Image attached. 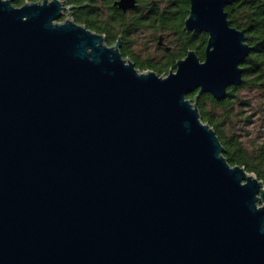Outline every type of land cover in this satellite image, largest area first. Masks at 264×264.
I'll return each instance as SVG.
<instances>
[{"label":"water","instance_id":"obj_1","mask_svg":"<svg viewBox=\"0 0 264 264\" xmlns=\"http://www.w3.org/2000/svg\"><path fill=\"white\" fill-rule=\"evenodd\" d=\"M233 1L189 0L203 59L158 74L68 0H0V264H264V183L196 103L242 83Z\"/></svg>","mask_w":264,"mask_h":264},{"label":"trees","instance_id":"obj_2","mask_svg":"<svg viewBox=\"0 0 264 264\" xmlns=\"http://www.w3.org/2000/svg\"><path fill=\"white\" fill-rule=\"evenodd\" d=\"M25 1L36 0H13V4L21 5ZM137 1L139 11L125 12L113 5L114 0H68V3L73 5L70 13L74 21L104 34L107 43L111 44L121 34L127 42L121 47L122 55L128 56L140 70L167 73L189 49H195L198 57L203 58L207 35L203 32L186 33L182 29L188 0H175L176 5L163 11L157 9L152 0ZM225 11L232 26L245 29L247 42L252 47L242 65L243 80L240 85L228 88L227 95L221 100L205 92L198 96L196 103L202 120L213 127L222 143L228 162L243 165L264 183V141L259 145H246L235 124L237 118L247 120L242 115V108L251 104L247 99L240 98L238 93L241 88L259 89L260 101L256 108L260 119L264 120V0H235L225 7ZM140 31H151L154 38L159 33L164 34L172 48L159 51V56H137L130 45L133 43L132 36ZM195 94L196 91L191 92L187 97L193 98Z\"/></svg>","mask_w":264,"mask_h":264},{"label":"rangeland","instance_id":"obj_3","mask_svg":"<svg viewBox=\"0 0 264 264\" xmlns=\"http://www.w3.org/2000/svg\"><path fill=\"white\" fill-rule=\"evenodd\" d=\"M152 32L140 31L132 36L133 43L130 46L132 52L137 56L157 55L161 53L156 49L152 40ZM240 98L247 99L251 104L244 106L242 115L247 120L237 118L235 121L238 127L237 132L241 135L243 142L248 146L259 145L264 141V120L260 119V113L257 112V103L260 101V91L255 88H241L239 90Z\"/></svg>","mask_w":264,"mask_h":264},{"label":"flooded vegetation","instance_id":"obj_4","mask_svg":"<svg viewBox=\"0 0 264 264\" xmlns=\"http://www.w3.org/2000/svg\"><path fill=\"white\" fill-rule=\"evenodd\" d=\"M117 0H114V2H113V5L114 6H116L118 9H120L121 11H123V12H125V11H132V10H134V11H139V3H138V1L137 0H135V6L134 7H132V8H129V9H126V10H122L121 8H119L117 5H115V2H116ZM152 2L155 4V7L157 8V9H161L162 11L164 10V9H166L167 7H169V6H174V5H176L177 3L175 2V0H152ZM232 3V2H231ZM188 4H189V0H188ZM229 5V4H228ZM189 6H190V4H189ZM189 6H188V9H187V14H186V16L188 15V11H189ZM227 6V5H226ZM225 6V7H226ZM225 9V8H224ZM141 10V9H140ZM186 16H185V18H186ZM184 18V19H185ZM183 22H184V20H183ZM182 29H183V27H182ZM184 30V29H183ZM186 33H202V32H193V31H186V30H184ZM203 33H205V32H203ZM206 34V33H205ZM104 35V34H103ZM207 35V34H206ZM160 36H162V40H161V42H159V37ZM104 37H105V35H104ZM121 38L120 39V47H119V50H120V52H121V47L124 45V44H126L127 42L123 39V36L121 35V34H119L118 35V37L115 39V41L114 42H112L111 44H109V43H107L108 45H112V44H114L115 42H116V40L118 39V38ZM152 40H153V42L155 43V45H156V49L158 50V51H169L171 48H172V46H171V44H169L168 43V41H167V37L164 35V34H162V33H159V34H157V36H156V38H152ZM105 41H106V38H105ZM206 41H207V39H206ZM132 45V44H131ZM130 45V46H131ZM205 45H206V42H205V44H204V49H205ZM204 49H203V56H204ZM190 50V49H189ZM188 50V51H189ZM195 50V49H194ZM132 51V50H131ZM187 51V52H188ZM196 52V51H195ZM122 54V53H121ZM197 54V53H196ZM186 55V54H185ZM184 55V56H185ZM123 56V55H122ZM183 56V57H184ZM123 57H125V56H123ZM127 58H129L128 56H127ZM203 59V58H202ZM134 63V62H133ZM243 65V64H242ZM174 67H175V65H174ZM174 67H170L169 69H168V71L170 70V69H173Z\"/></svg>","mask_w":264,"mask_h":264}]
</instances>
